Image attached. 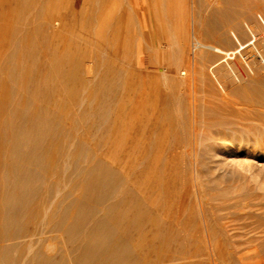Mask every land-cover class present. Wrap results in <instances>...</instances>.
<instances>
[{"label": "rangeland", "instance_id": "374dc122", "mask_svg": "<svg viewBox=\"0 0 264 264\" xmlns=\"http://www.w3.org/2000/svg\"><path fill=\"white\" fill-rule=\"evenodd\" d=\"M263 55L264 0H0V132L51 119L121 178L134 172L127 187L143 202L159 183L170 246L149 234L148 259L221 264L213 243L247 231L233 264H264V128L246 121ZM108 95L114 123L101 135L89 115ZM55 235L50 256L66 255Z\"/></svg>", "mask_w": 264, "mask_h": 264}, {"label": "bare ground", "instance_id": "6f19581e", "mask_svg": "<svg viewBox=\"0 0 264 264\" xmlns=\"http://www.w3.org/2000/svg\"><path fill=\"white\" fill-rule=\"evenodd\" d=\"M261 61L259 89L251 85L255 75L249 65L251 61L247 70H243L251 81L246 89H250L247 95L250 115L245 120L250 124L256 118L264 128V55ZM111 105L112 98L108 95L95 113L89 115L96 117L94 125L101 135L113 126L115 114H111ZM7 111L14 110L7 106ZM47 123V127L41 122L32 123L31 130L25 132L12 127L0 132L5 145L4 154H0V264H178L183 261L181 256L169 255H159L154 261L148 259L154 243L170 246L166 245L170 241L168 206L159 203V183L150 184L143 202L127 185L134 172L121 178L122 170L113 169L112 161L107 162L104 154L103 158H97L102 153L99 149L92 151L77 144L75 138H68L70 132L61 123L51 119ZM50 138H54V144H49ZM91 202L103 209L99 211ZM52 234L61 240L66 255L50 256L57 248ZM149 234L158 236L152 243L154 247H143L147 245L142 246L140 241ZM246 234L247 231L243 239L240 234H231L222 244L215 241L208 255L221 264H233L238 245L253 240ZM233 237L240 238L233 240ZM177 247L183 251L180 242ZM238 259L240 264H262V261L247 262L245 257Z\"/></svg>", "mask_w": 264, "mask_h": 264}]
</instances>
